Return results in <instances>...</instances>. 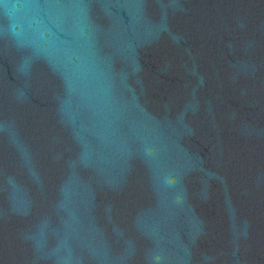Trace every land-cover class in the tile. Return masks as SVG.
<instances>
[{
	"label": "water",
	"instance_id": "1",
	"mask_svg": "<svg viewBox=\"0 0 264 264\" xmlns=\"http://www.w3.org/2000/svg\"><path fill=\"white\" fill-rule=\"evenodd\" d=\"M0 264H264V0H0Z\"/></svg>",
	"mask_w": 264,
	"mask_h": 264
}]
</instances>
